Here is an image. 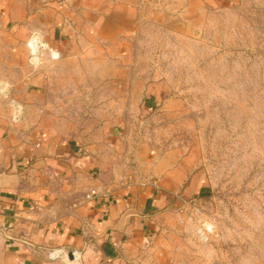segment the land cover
Returning <instances> with one entry per match:
<instances>
[{
	"label": "rangeland",
	"instance_id": "rangeland-1",
	"mask_svg": "<svg viewBox=\"0 0 264 264\" xmlns=\"http://www.w3.org/2000/svg\"><path fill=\"white\" fill-rule=\"evenodd\" d=\"M30 37L27 67L46 85L38 112L117 127V146L102 149L108 181L155 186L172 166L189 165L188 180L123 264H264V0H144L115 65L95 69L126 70L116 83L62 77L41 68L46 57L33 66ZM22 82L0 80L12 122L26 113ZM205 226L213 229L207 241ZM35 249L34 264H83L81 250L70 258L65 248Z\"/></svg>",
	"mask_w": 264,
	"mask_h": 264
},
{
	"label": "crops",
	"instance_id": "crops-1",
	"mask_svg": "<svg viewBox=\"0 0 264 264\" xmlns=\"http://www.w3.org/2000/svg\"><path fill=\"white\" fill-rule=\"evenodd\" d=\"M143 3L0 0V80L15 85L22 80L28 91L26 113L18 122L10 121L0 106L2 263L34 264L36 246H50L81 250L83 264H123L139 251L144 233L157 226L158 210L188 180L189 165L182 160L155 186L108 181L102 149L117 146L115 124H79L37 110L46 85L43 73L27 67V37L39 31L60 52L59 60H45L41 68L51 65L62 77H116L114 83L122 82L128 77L124 69H95L115 65L117 46L133 31ZM93 188L99 194L88 197Z\"/></svg>",
	"mask_w": 264,
	"mask_h": 264
},
{
	"label": "built area",
	"instance_id": "built-area-1",
	"mask_svg": "<svg viewBox=\"0 0 264 264\" xmlns=\"http://www.w3.org/2000/svg\"><path fill=\"white\" fill-rule=\"evenodd\" d=\"M27 47L29 50V62L33 66H37L41 63L42 58L46 57L50 61H55L60 58V52L56 49L51 47L48 43L43 41L42 34L39 31H34L31 33L30 39L27 41ZM7 83L6 84H0V92H4L5 89L7 88ZM18 108L17 111L14 112L13 114V119H17L19 117V106L16 107ZM152 184L156 185L157 181L153 180L151 182ZM99 194V191L96 188H93L90 190V192L87 194V196H92ZM102 195H106V192H101ZM210 234H213V229L205 226V228H201L199 230V235L200 237L207 241L210 237ZM147 241V240H146ZM62 252V251H61ZM61 252L58 250L56 253L57 255H61ZM68 252V251H66ZM72 256L74 257L77 251L72 250Z\"/></svg>",
	"mask_w": 264,
	"mask_h": 264
},
{
	"label": "water",
	"instance_id": "water-1",
	"mask_svg": "<svg viewBox=\"0 0 264 264\" xmlns=\"http://www.w3.org/2000/svg\"><path fill=\"white\" fill-rule=\"evenodd\" d=\"M68 255H69V257L71 258V257H72V252H69Z\"/></svg>",
	"mask_w": 264,
	"mask_h": 264
}]
</instances>
